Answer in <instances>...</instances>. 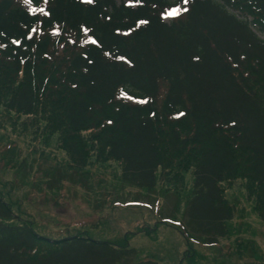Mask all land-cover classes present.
<instances>
[{"label":"trees","instance_id":"obj_1","mask_svg":"<svg viewBox=\"0 0 264 264\" xmlns=\"http://www.w3.org/2000/svg\"><path fill=\"white\" fill-rule=\"evenodd\" d=\"M20 2L0 0V97L7 110L34 114L58 85L64 147L76 167L86 165L81 134L91 132L119 162L121 181L144 190L155 189L171 159L188 149L189 242L211 247L228 237L235 208L224 182L249 181L264 223V98L253 87L264 92V0H30L33 11ZM171 9L175 16L165 21ZM60 28L79 50L55 76L48 60ZM13 207L0 190V264L136 257L127 236L124 243L85 231L47 237Z\"/></svg>","mask_w":264,"mask_h":264},{"label":"rangeland","instance_id":"obj_2","mask_svg":"<svg viewBox=\"0 0 264 264\" xmlns=\"http://www.w3.org/2000/svg\"><path fill=\"white\" fill-rule=\"evenodd\" d=\"M17 1L33 11L30 0ZM171 16L175 14L166 15L165 21ZM36 31L39 38L41 31ZM51 38L49 67L58 76L71 51L79 50L78 41L61 28ZM57 87L30 115L7 110L0 97V190L23 220L30 216L47 237L85 231L95 239L124 243L127 236L137 254L119 264L137 259L159 264H264V223L255 211L249 181L222 184L235 208L228 237L211 247L199 240L189 242L183 213L192 184L190 151L171 159L169 172L155 189L144 190L122 182L119 162L107 158L93 133L83 132L89 154L80 169L64 147L63 98ZM253 87L264 98V92Z\"/></svg>","mask_w":264,"mask_h":264},{"label":"snow or ice","instance_id":"obj_3","mask_svg":"<svg viewBox=\"0 0 264 264\" xmlns=\"http://www.w3.org/2000/svg\"><path fill=\"white\" fill-rule=\"evenodd\" d=\"M31 10V9H30ZM176 13V9H171L168 12L164 13V15H174ZM91 39V38H90Z\"/></svg>","mask_w":264,"mask_h":264}]
</instances>
